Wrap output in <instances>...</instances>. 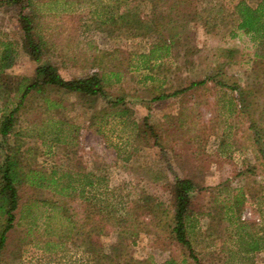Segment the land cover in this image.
Instances as JSON below:
<instances>
[{
    "label": "rangeland",
    "instance_id": "rangeland-1",
    "mask_svg": "<svg viewBox=\"0 0 264 264\" xmlns=\"http://www.w3.org/2000/svg\"><path fill=\"white\" fill-rule=\"evenodd\" d=\"M147 1L32 0L23 11L33 14L35 32L49 47L41 62L57 64L67 79L97 73L105 95L84 97L48 87L42 94L32 93L16 112L10 134L0 136L4 143L0 162L5 148L17 138L24 169L69 174L75 194L84 188L88 197L103 189L105 167L106 183L127 202L133 226L120 230L108 225L100 239L106 245L117 243L122 231V242L135 258L158 263L171 257L178 264H193V260L167 227L157 223L164 215L158 211L148 215L142 199L151 195L161 210L172 211L176 178L189 179L195 226L191 238L199 261L264 264V41L237 28L234 4L238 0H196L194 18H178L185 27L171 30L179 32V40L175 38L169 57L152 59L150 67L144 68L147 58L143 55L151 49L154 35L132 36L117 30L123 26L118 6L146 20L151 14ZM245 1L255 6L260 0ZM159 4V10L167 8L170 0ZM17 10L0 7V42L20 41ZM170 15L174 19L180 14ZM168 18L165 14L164 36L173 24L166 22ZM185 47L191 50L187 63ZM17 51L5 73L31 82L37 62L20 48ZM203 78L205 84L153 99L161 89L172 91ZM218 80L223 82L220 86ZM233 85L242 94L231 89ZM8 98L0 94V114ZM115 98H122L115 104H123L128 111L114 119H91L92 113L108 108ZM8 104L11 107L13 101ZM47 104L56 105L47 108ZM88 180L92 186L86 185ZM51 188L36 193L24 186L20 192L24 218L18 213L19 225L8 233L7 264L88 263L78 245L80 239L73 243L68 234L72 223L57 208L29 205L32 196L51 197ZM236 194L243 196L240 218L233 203ZM76 198L66 201L74 223L82 216V198ZM25 210L32 214L25 215ZM30 217L36 225L26 235L23 226ZM25 240L29 242L18 256V242ZM254 241L260 242V248L249 250L248 242Z\"/></svg>",
    "mask_w": 264,
    "mask_h": 264
},
{
    "label": "trees",
    "instance_id": "trees-1",
    "mask_svg": "<svg viewBox=\"0 0 264 264\" xmlns=\"http://www.w3.org/2000/svg\"><path fill=\"white\" fill-rule=\"evenodd\" d=\"M118 1L121 3L122 0ZM195 1L196 0H170V4L167 8L159 10L158 8L161 6L159 4L160 0H148L147 2L150 5L151 14L146 20L139 16L134 10L122 8L119 4L118 7L120 9L118 11V18L123 26H119L117 30L132 36L145 35L148 33L154 35L155 40H153L151 49L148 54L143 55L147 58L143 62L144 68L150 67L149 62L152 59L169 57L170 47L173 46L176 39L177 41L179 40L176 37L179 32H173L171 30L177 26L181 28L185 27L182 22H177L178 18L181 19L182 17L184 20H192L194 18L196 10ZM31 4L32 0H0V7L2 5L8 6V8L12 6L18 7L16 17L19 29L22 32L19 42L9 39L0 42V94L9 97L7 102L3 105L2 113L0 114V136L3 138H6L12 131L15 124V114L24 107L27 97L35 92H41L42 94L44 87L62 90L63 92H73L84 97L96 96L98 94L105 95L102 87V77L97 73L67 79L60 74L57 64L47 61L41 62L42 55L49 51V47L46 41L35 32L33 14H28L23 11L29 8ZM234 12L238 17V29L245 33H251L260 37L261 42L264 41V0H260L255 6H251L245 0H238L234 4ZM170 13H175V16L177 13L180 15L172 19ZM165 14L169 17L166 22H173L166 36H164L161 31L162 28H164L163 19ZM167 23L165 24L167 25ZM19 48L37 62L31 82L28 78H12L10 74L5 73V71L12 66L18 53L17 49ZM190 51L188 47L184 48L183 56L185 63L189 60L188 55L191 53ZM206 80V78L198 81L190 80L185 86L175 88L172 91L161 89L159 94L154 96L153 99H166L172 95L187 91L196 85L205 84ZM216 82L219 86L223 83L221 80ZM238 87V85H233L231 89L237 90L239 94H242V91ZM10 92H13L11 97ZM121 100L122 98H115L112 100V104H108V108L99 110L98 114L92 113L91 119L97 117L114 119L116 114H124L128 111L127 108L122 107L123 104H115ZM10 101H13L11 107H9L10 104H8ZM242 101L244 102L245 99H242ZM55 105L56 104H47V108L54 107ZM120 122L124 123L122 118H120ZM256 141L259 144V139H256ZM15 142L16 143L8 145L5 148L3 159L0 162V264H7L4 252L8 247V233L15 230L19 225L18 219L24 218L22 216L23 212L20 209V192L24 186L30 187L36 193L40 192L39 190L43 187H52L51 190L54 193H52L53 195H51V197L32 196L29 205L42 206L46 210H55V208H57L62 218H64L69 225L72 223L68 230V234L70 233L73 243H76V240L80 239L78 245L82 247L83 252L86 253L88 257L87 264H178L172 257L161 263L148 258H135L131 249L122 242V237L120 236L122 231L118 234L119 240L117 243L106 245L100 239V233L103 232L108 225L117 226L120 230L133 226L131 218L132 211L127 206V202L116 193L114 187H109L108 183H106L109 174L105 167L102 171V181H104L105 184L98 194L93 193L91 197L85 196L84 188H82L76 195V187L72 186L71 182L73 178L69 174L61 173L57 175L55 171L46 173L40 169H24L22 165L24 155L20 149L21 144L18 142L17 138ZM2 149H4V143L0 141V150ZM259 149L263 148L260 146ZM63 178H66V180H63ZM79 180L83 184L86 180L85 176L82 175L81 178L79 176ZM86 185L92 186L93 181L88 180ZM192 190L193 184L191 180L176 178L172 191V211L161 210L159 204L152 201L151 195H147V198L142 200L146 202L144 206H146L148 215L154 216L156 211L164 215V219L159 217L157 223L160 224L161 227H167L168 234L184 248L187 252V256L193 260V264H203L195 254L194 241L191 238V233L195 227L192 211L190 209V194ZM55 196L60 197V199L55 198ZM76 196L82 198V216L77 223H74L66 201L75 200L77 199ZM148 202L152 203L150 204ZM233 203L238 213L237 218H240L243 196L241 195L239 198L238 194L234 195ZM25 212V215L30 216L32 214L29 210H25ZM18 213L21 214L20 218L17 217ZM30 218L23 226V232L26 235H28L36 225L34 218ZM238 226H243V223L240 222ZM68 234L65 236H68ZM28 242V240L18 242L21 246L17 250L18 256L22 255V247L28 244ZM248 243L250 245L249 250L260 248V242L254 241L252 245L250 242Z\"/></svg>",
    "mask_w": 264,
    "mask_h": 264
}]
</instances>
